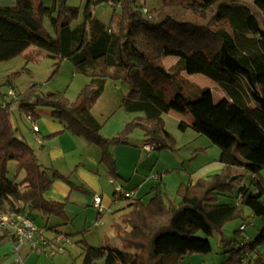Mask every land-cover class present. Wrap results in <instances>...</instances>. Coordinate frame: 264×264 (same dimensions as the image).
<instances>
[{"label": "trees", "instance_id": "obj_1", "mask_svg": "<svg viewBox=\"0 0 264 264\" xmlns=\"http://www.w3.org/2000/svg\"><path fill=\"white\" fill-rule=\"evenodd\" d=\"M66 1L51 0L46 7L42 0H16L14 7H0V63L35 47L55 60V71L67 60L89 78L74 102L59 92L42 94L36 85L10 103L0 93V211L26 216L36 212L65 222L66 203L46 200L44 195L54 180L77 188L69 178L54 170L49 174L38 163L36 152L11 124L12 103H18L19 110L33 120L36 108L50 109L67 131L98 147L101 163L113 180L118 175L110 147L126 143L135 131L156 151L174 149L175 140L162 119L171 105L189 113L192 130L220 150L223 170L194 184H180L177 201L168 198L161 184L152 189L147 202L116 200L113 192L114 204L129 201L113 224L122 248L94 247L80 240L81 264L100 260L104 264H182L186 256L211 251L209 240L196 237L197 233L207 238L221 233L246 211L261 221V230L252 241H246L242 230L234 232L233 240L221 238L231 248L220 264H264L259 252L264 244V180L260 176L264 170V0H254L262 20L241 0H161L147 14L136 0H107L120 6L109 25L86 11L76 27L71 23L78 19L79 9ZM45 19L52 34L44 27ZM167 57L177 58L176 64L166 68ZM182 73L214 81L231 101L228 109L217 113L209 89L195 87L194 95L183 94L176 83ZM107 81L127 84L121 108L143 114L111 139L102 137V124L89 110ZM178 127L187 128L184 123ZM10 162L14 163L12 179L7 176ZM248 175L247 187L243 180ZM22 180L25 188L20 186ZM222 198L230 202L221 203ZM10 237L0 233V243Z\"/></svg>", "mask_w": 264, "mask_h": 264}, {"label": "rangeland", "instance_id": "obj_2", "mask_svg": "<svg viewBox=\"0 0 264 264\" xmlns=\"http://www.w3.org/2000/svg\"><path fill=\"white\" fill-rule=\"evenodd\" d=\"M241 1L246 3V5L257 14L260 20L263 19L261 12L254 5V0ZM66 2L67 5L79 9L78 19L71 23V27H76L83 22L86 11L91 14L93 18L106 25H109L113 17L117 16L120 12L119 8L114 11L113 5L109 4V1L107 0H67ZM42 4L49 7L51 6V0H42ZM160 4L161 0H136L137 6L144 5L148 10L157 8ZM44 27L50 34L53 33L47 19L44 20ZM25 55H30V58L27 59ZM174 60L177 61V58L168 57L165 64L168 65ZM54 65L55 60L45 51L30 47L25 54L10 61L0 63V93L5 96L6 102L10 103L12 99L7 96L9 89H13L17 96L18 94L26 92L32 85H36L42 94L59 92L70 102H74L81 89L89 83V78L78 72L72 63L67 60H63L59 69L56 71ZM181 75L176 80V83L183 94L190 96L194 95L196 93L194 84H196L201 88L209 89L211 91L213 101L216 104L215 106L219 114L227 109L225 105V99H227V96L219 89L214 81L203 75L185 74L183 77ZM128 90L129 86L127 84H115L112 81H107L100 96L90 104V114L102 124V137L106 139L115 137L123 129V127H120V124L124 122L123 118L129 117V119H131L136 116V113L125 112L120 105L122 97ZM167 95H170L169 91ZM168 97L169 96H167V98ZM36 112L37 116L34 118L33 122L36 125L38 124V126L43 127L45 130L50 129L54 125L62 128V125L65 124L63 121L54 118L51 115V110L48 108H36ZM10 113L11 124L14 129H17V135L23 138L34 151L39 152V149H41L42 146L39 145L33 137L31 132V122L27 119L26 115L19 110L18 103H12ZM167 126L170 129L172 128L170 123H168ZM42 134L44 135L43 132ZM56 136L58 135L52 134L47 136V133H45V136L42 138L44 148L47 146L46 142L51 141ZM137 137H141V132L136 131L129 138L135 140ZM154 151L155 153H169L166 151L170 150ZM38 163L40 164L39 161ZM7 176L10 179L14 176L13 162L8 164ZM260 176L264 180V170L260 172ZM17 180L20 181V177H18ZM250 180L251 176H246L243 180V184L248 187L250 185ZM20 186L25 188L27 184L22 180ZM112 190H114V188L111 189V187H109V197L111 198ZM165 194L170 200L177 201L176 190L166 189ZM229 200L231 201L232 199L230 198ZM229 200L227 198H222L220 202L227 203L230 202ZM94 211L96 210L94 209ZM27 216L33 220L37 227L43 230V235L47 239L51 240L55 236L61 235L64 239V243L62 244L63 249L61 251L56 250L55 254L52 255V250L49 247L46 248L44 254L38 255L32 253L29 250V247L25 244L18 254L12 252L14 245L9 239H6L0 243V264H16V259L21 260V263L19 264L82 263L83 250L79 241L83 239L86 231L84 230L81 231V234H77L75 232L78 231H75V229L83 227L84 218L80 216L76 220H67L64 222L65 225L62 224L56 229L57 231H53V229H48L50 224L46 223L47 217L36 212H29ZM106 218V223L109 224L111 216L109 215ZM261 225V221L258 218H254L249 211H246L242 219L238 218L228 222L222 228L221 233L214 232L211 237L207 238L202 232H199L196 234V237L209 240L211 245L210 253L206 255L186 256L185 259H183V263L197 264L193 263L195 261L192 260L194 259L193 257L198 256V264H220L229 256L227 251L231 248L230 245H226L225 242L222 243L221 238H224L227 241L233 240L234 232L240 230L241 226H244L245 230L242 232V236L246 241H252L258 236L262 227ZM121 248L120 245V249ZM259 252L264 256V244L259 247ZM97 264H104V261L100 260Z\"/></svg>", "mask_w": 264, "mask_h": 264}, {"label": "crops", "instance_id": "obj_3", "mask_svg": "<svg viewBox=\"0 0 264 264\" xmlns=\"http://www.w3.org/2000/svg\"><path fill=\"white\" fill-rule=\"evenodd\" d=\"M15 5L16 0H0L2 8H11ZM167 58L163 61L166 68L177 62L174 60L167 65L165 64ZM181 76H185V73H182ZM194 86L202 89L196 84ZM213 104L216 109L214 101ZM230 104L231 101L228 98L225 99L227 109ZM138 117H143V114L136 113V116L131 119L124 117V122L120 124V127H124L125 124ZM162 119L164 128L175 140L174 149L166 151L169 153L147 151L143 147L146 139L142 133L141 137H137L135 140L129 138L135 131L128 137L126 143L112 144L110 147V152L116 163L117 180L110 178L107 168L101 163V151L98 147L71 134L66 130L64 123L62 128L54 125L48 130L37 124L39 131L34 133L31 130L33 137L38 138L40 140L38 144L42 146L39 152L35 151L42 168L49 174L54 170L61 176L69 178V181L77 187L72 189L66 183L54 180L44 195L45 199L66 203V221L76 220L80 216L84 218L83 227L75 229L78 231L75 233L81 234V231L85 230L82 240L89 245L94 247L110 245L120 249V242L115 236L113 224L124 213L123 208L129 201L114 204V190L111 191L112 198L109 197V187L114 188L113 182L121 185L130 194L129 199H140L147 202L152 197V189L158 184L162 185L164 192L166 189L176 190L180 184L188 182L194 184L200 179L218 174L223 170V165L219 161L220 150L204 136L198 135L192 130L194 121L189 113H183L168 105L162 114ZM168 123H170L171 129L168 128ZM179 123H184L187 128L181 131L178 127ZM45 133L47 136L52 134L58 136L47 141V146L44 148L42 138ZM96 195L102 199L106 214L97 215L94 211L92 198ZM109 215L111 220L108 224L106 217ZM46 220V223L50 224L48 229H54L53 231L62 224L65 225L62 220L53 216ZM9 240L12 242L11 237ZM193 258L192 261H195L193 263L198 264L199 257ZM182 264L187 263H183L182 260Z\"/></svg>", "mask_w": 264, "mask_h": 264}, {"label": "built area", "instance_id": "obj_4", "mask_svg": "<svg viewBox=\"0 0 264 264\" xmlns=\"http://www.w3.org/2000/svg\"><path fill=\"white\" fill-rule=\"evenodd\" d=\"M109 4L113 5L111 1ZM120 9L119 5H113V9ZM143 14H147L148 10L146 8L142 9ZM7 96L11 99H15L16 93L13 89H9ZM5 107V103L2 104ZM31 122V130L34 133L39 131L38 126L33 122L32 116H26ZM37 143H40L38 138L35 139ZM144 149L147 151H154L155 145L153 143H144ZM114 184V192L116 200L119 199H129L131 196L127 193L124 188L119 184ZM92 206L96 210L98 215H102L105 212V208L102 205V199L100 196L96 195L92 198ZM240 230L244 231L245 227L241 226ZM0 233L9 234L13 242V253L20 252L21 248L26 244L32 253L42 255L46 252V248H51V254L54 255L55 251H61L64 239L61 235L55 236L53 239L49 240L43 235V230L35 225L33 220H31L26 215H10L0 211ZM16 264L21 263V260L16 259Z\"/></svg>", "mask_w": 264, "mask_h": 264}]
</instances>
